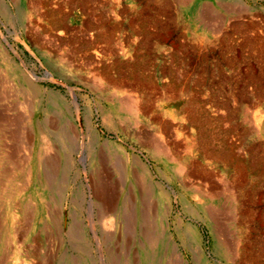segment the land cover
<instances>
[{
    "label": "rangeland",
    "instance_id": "obj_1",
    "mask_svg": "<svg viewBox=\"0 0 264 264\" xmlns=\"http://www.w3.org/2000/svg\"><path fill=\"white\" fill-rule=\"evenodd\" d=\"M201 6L214 15L208 23ZM259 47L264 0H0V264H144L145 240H160L163 226L181 253V239L192 240L196 262L264 264V177L250 180L241 164L240 175L221 176L218 168L203 191L198 178L186 179L144 146L145 131L166 145L174 134L148 115L137 123L120 106L126 97L115 82L122 74L127 93L151 102L160 118L168 100L204 99L213 106L210 120L192 128L194 137L240 148L246 166L249 144L264 142V135H245L253 128L243 122L240 93L252 88L244 80L258 67ZM254 113L250 106L248 117ZM137 163L164 191L149 195L157 208L149 234H142L146 194H139ZM103 184L115 190L116 206L102 204ZM188 228L194 236L184 238Z\"/></svg>",
    "mask_w": 264,
    "mask_h": 264
},
{
    "label": "bare ground",
    "instance_id": "obj_2",
    "mask_svg": "<svg viewBox=\"0 0 264 264\" xmlns=\"http://www.w3.org/2000/svg\"><path fill=\"white\" fill-rule=\"evenodd\" d=\"M181 1L183 2V4L185 3L186 5H189V3L193 2L194 0H181ZM195 3L198 4V2H196V1H195ZM199 12L200 13H198V14H201V18L203 19V21H205L207 23L210 22L211 19L214 17V15L211 14V11L206 6H201ZM198 14H197V16H198ZM248 37L244 36V41H246L247 43L250 42V44H251L252 43L251 41H254V42L256 41L255 39H253L255 37H253V38H248ZM228 39H229L228 37H226V36L224 37L225 41L228 40ZM252 44H254V43H252ZM247 45H249V44H247ZM260 47H262V46H260ZM260 47H259V51L257 52L258 54L255 53V55H256L255 59H256V57L258 59V67H257V69L256 68L255 69L251 68L248 71V73L246 74V77H245L246 79L244 80L245 84H249L250 85V83H251L252 84V88L251 89H247V88H245V86H247V85H245L244 87L241 88L240 93H241V101H242L241 107L243 108V112L246 115L245 119L243 120V122L246 125H249L250 127H252L254 129V130L252 129V131L251 130H246L245 131V135L249 137V136H256V134H257L259 137L262 138L263 135H264V132H263V129H262L263 127H261L262 124L264 125V102H263L264 101V49L260 48ZM256 48H258V46ZM256 48H255V51H256ZM121 54L125 55L126 52L124 50H122ZM242 60H245V61L247 60V62H248V61H250V58H247V59L243 58ZM8 66H10V65H8ZM10 68H11V66H10ZM121 76H122V74H121ZM121 76H119V78H118L120 80H116L115 81L116 84H118V85H116V87L121 89L120 93H122L123 96L125 95V97H126L125 101H120V106L122 108H126L128 110V112L131 114V116L133 117V119L137 121V123H138L139 117L142 114L143 115H148L157 124L158 129L160 128L163 132H165L167 134H169L170 132H172L174 134L173 135L174 139L171 137L173 140L171 142L168 141L169 143H167V145H166V144H164L163 137H161L159 133L158 134H156L154 132L150 133L149 131H145L144 132V134H143V140L144 141H142V142H144V144H145L144 146L148 147V149L150 150V152L152 153L154 158H162V159L167 160V161H169V162H171L173 164L175 163V165L178 164L179 166H177V167L174 165V170L177 173H179L180 175L181 174L184 175L186 179L198 178L200 180L198 182V187L201 188V189H202V187H200V186H204L205 187L206 181H209L211 179L212 173L214 172V170H216L218 168H220V171L222 173L221 176H226L230 172H232L233 170L237 171L239 173V175H240V164H241L242 165V171H244L246 173L245 175H248V178L250 180H252L253 177H264V142L263 143H257V144H249L250 150L251 151L254 150V151H252V154L249 155V159L245 160L246 163H248L246 166H244V164L242 163L244 161L240 157V148H237V147L231 146V145L230 146H224V147L223 146L222 147L221 146H219V147L215 146L212 143H210V140H211L210 137H209V139L206 138V139H208V141L205 139L202 142L200 141L201 143H198V138L194 137L192 128H194L196 126L201 127L202 125L207 124L209 122V120H210L208 118V110L207 109H210L211 107H213L212 105L207 103L204 99L195 98V96L189 95L186 98H184V102H183L182 105H180L178 103H175L174 106H175L176 111L172 110V108L174 106L172 104H170L171 100H168L166 103L160 105L161 108H163L162 109V114L164 116V118L163 117L160 118V117H158V114L156 116L155 112L152 110L153 108H152V104H150L151 102L140 103L136 98L131 97L127 93L128 92L127 90H129V89L123 88V86H125V83H124L125 80ZM136 76H138V75H136ZM33 77H35V76H33ZM28 79L26 81L27 90L31 91V92H34V86L31 84V82ZM23 80H25V79H23ZM30 80H31V78H30ZM28 81L30 83H28ZM120 82H122V83H120ZM187 89L188 90H186L184 88V90H186L187 93H190L191 91L189 90V88H187ZM178 91L180 93L183 92L182 87H180V89ZM32 97L33 96H31V98ZM51 101H52V99H51ZM62 102H60V103H62ZM55 103H53L54 106L55 105L56 106L60 105V104H55ZM63 104H65V103L63 102ZM73 105H75V107L77 108V105H76L75 102H73ZM250 106L254 107V109H255V113L252 116L253 118L252 117L251 118L248 117V112H249V107ZM14 107L15 106H13V108ZM170 107H172V108H170ZM66 109H65V111H66ZM177 111H178V113H177ZM57 114H59V113H57ZM18 118H20V117H18ZM176 123H178V126H175ZM18 126H20V125H18ZM15 127H17V126H15ZM188 127H189L190 133L186 134L187 133L186 129ZM16 130H17V128H16ZM156 131H158V130H156ZM161 140L163 142H161ZM180 140H184V143H183L184 146L181 144ZM15 141H16V139H15ZM162 143H163V145H162ZM182 154H183V156H182ZM130 159L132 160L131 157H130ZM68 164H70V163H68ZM68 164H67V162H65L64 163V167L65 168L69 167ZM187 168H189V169H187ZM46 171H48V170H46ZM136 171H137L139 179H140V183L138 185L139 186V190H140L139 194H141V193L146 194L145 198L143 197L144 198V200L142 202L143 206H141L143 208L140 211L141 212L140 218L145 224V226H143L144 229L141 228L142 231H143L142 234L143 233L145 234V232H147L149 234L148 231L150 229V222H151L150 218L154 217V211L157 209V208L155 209V205L152 202H150L149 195L150 194H152V195L155 194V195H158L157 198H162V197H164V191H163V188L161 187V185L159 183H157L155 181V179H153V177H152V175L150 173L151 171L149 172V170L144 165H140V164L137 163L136 164ZM135 177H136V175H135ZM133 180H135V179L133 178ZM239 181H240V179H239ZM134 185H135V183H134ZM219 185H221L222 189L227 188L226 181L223 180L222 177L219 179ZM255 185H254L253 188L251 187L252 190L253 189H257V185L256 186ZM51 186H53V184ZM45 187H46V185H45ZM47 187L49 188V184L48 183H47ZM216 187L217 186L214 185V184L211 185V189L212 190L217 189ZM109 188L110 187H108V186H106L104 184L101 185L97 189L98 196H99L100 200L102 201L103 205L108 206V207H114V206H116L115 203L117 201L116 200V196L117 195L115 193V190H113V193H111L108 190ZM232 189L240 190V183L237 184L236 186H234L233 184L230 185V189L229 190L232 191ZM202 190L206 191L204 189H202ZM213 192H215V191H213ZM207 197L210 200H214L215 199L214 195H209L208 194ZM137 198H139V197H137ZM157 198H156V200H157ZM120 201H121V199H120ZM161 203H162V201H161ZM161 203H160V205H161ZM160 213H163V211L160 210ZM163 215H164V213H163ZM32 216H34V215H32ZM19 224H21V223H19ZM160 228H161L160 229L161 232L159 231V233H160L159 235L161 237L160 240H145L147 242V249H145L146 251H144L143 256H142L144 264H208L203 259L199 260L200 262H196V259H198V257H200V255H199L200 254V250H198V251L192 250V248H190V247H193L192 240H188L184 236V235H187V234H189L191 236H194L193 235L194 232L191 229L188 228L186 230L187 232L184 231V233H182L184 238L186 239V240H182L181 239V243H180V244H182V246H183V248L185 250V253L182 251L184 253L183 254V253H181L179 251V248H178V246L175 243L176 241L170 240L167 237V235L165 234V228L166 227L164 228V226H163V227H160ZM138 231H139V229H138ZM151 234H152V232H151ZM219 242H220L219 246L222 247L223 249H224V247H227L226 243L222 242L221 240ZM76 243H78V242H76ZM143 243H144V241H143ZM77 248H78L79 251H83L84 252V250L82 249V246H77ZM189 254L192 257L191 259L193 260V262L188 261L187 256Z\"/></svg>",
    "mask_w": 264,
    "mask_h": 264
},
{
    "label": "water",
    "instance_id": "obj_3",
    "mask_svg": "<svg viewBox=\"0 0 264 264\" xmlns=\"http://www.w3.org/2000/svg\"><path fill=\"white\" fill-rule=\"evenodd\" d=\"M73 102H75V99H73ZM76 103V102H75Z\"/></svg>",
    "mask_w": 264,
    "mask_h": 264
}]
</instances>
